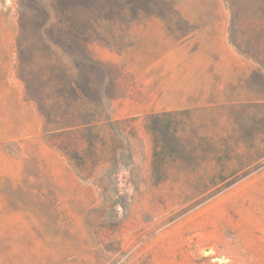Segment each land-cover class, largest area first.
I'll list each match as a JSON object with an SVG mask.
<instances>
[{"label": "rangeland", "instance_id": "1", "mask_svg": "<svg viewBox=\"0 0 264 264\" xmlns=\"http://www.w3.org/2000/svg\"><path fill=\"white\" fill-rule=\"evenodd\" d=\"M214 2L0 0V264H264V0H220L225 46L189 21Z\"/></svg>", "mask_w": 264, "mask_h": 264}, {"label": "trees", "instance_id": "2", "mask_svg": "<svg viewBox=\"0 0 264 264\" xmlns=\"http://www.w3.org/2000/svg\"><path fill=\"white\" fill-rule=\"evenodd\" d=\"M262 65L260 62H258ZM28 82V80L25 79ZM77 90L80 88L74 83L61 84L57 87L56 94L53 95V119L57 117L59 113H63L62 117H68L74 113V105L81 100V97L77 95ZM73 94L70 102L67 104L66 109H61L60 102H65L67 94ZM74 96V97H73ZM89 108L86 110L89 118L82 123L71 124L69 128H74L79 125H89L92 123V119L95 115V111L92 108L94 102L89 101ZM184 110H172L152 113L146 117V128L152 135L153 142V170L156 169V160L158 157H173L174 155H180L181 145L179 140V127L182 125V116ZM54 123V121H53ZM259 166V163H248L240 166L236 170L228 164H224L218 168L216 179L221 187L228 186L235 182L237 179L246 176Z\"/></svg>", "mask_w": 264, "mask_h": 264}, {"label": "crops", "instance_id": "3", "mask_svg": "<svg viewBox=\"0 0 264 264\" xmlns=\"http://www.w3.org/2000/svg\"><path fill=\"white\" fill-rule=\"evenodd\" d=\"M220 0H215L214 8L219 9L220 15H213L208 17H202L201 20H189L191 22H200L201 25L198 27L202 31L204 36L209 40H220L222 45L225 46L226 43V19L222 16V7ZM187 19H189L187 17ZM208 48H215V46L209 44Z\"/></svg>", "mask_w": 264, "mask_h": 264}]
</instances>
